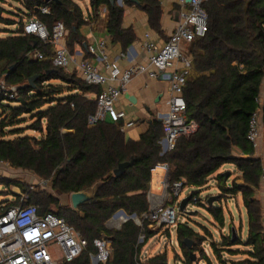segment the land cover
<instances>
[{
	"label": "trees",
	"instance_id": "16d2710c",
	"mask_svg": "<svg viewBox=\"0 0 264 264\" xmlns=\"http://www.w3.org/2000/svg\"><path fill=\"white\" fill-rule=\"evenodd\" d=\"M78 1L0 0V78L19 86L18 105H12L14 100L0 105V160L51 181L59 194H71L98 182H102V186L94 199L82 203L79 211H75L71 205H60L56 196L44 190H30L19 181H3L27 192L29 201L39 204L41 212L52 211L51 207L55 205L57 214L88 239L87 250L64 264H92L89 251H97L94 239L102 233L111 238L113 252L106 261L98 264H169L167 252L140 262L141 248L155 234L147 222L144 227L146 239L140 244L138 239L143 229L133 219L119 229L106 226L117 210L123 209L127 214L137 216L149 210L152 169L166 162L171 181L184 179V187L208 186L213 178L221 191L218 199L241 195L248 217L246 238H243L241 226L236 236L232 235L234 222H231L229 234L222 235L220 241L212 237L210 248L220 262L229 263L223 255L241 252L232 246L244 244L249 247L243 251L245 258H228L230 264H264V221L262 204L256 195L264 178V164L248 138L250 120L260 108L258 98L264 80V0L205 2L208 31L188 44L186 50L192 57V69L184 88L186 114L188 119L197 122L198 127L190 136H180L175 147L166 152L160 143L164 127L157 118L152 119L137 140L126 138L122 122L90 123L89 116L97 108L95 95L102 87L87 83L76 72L55 67L52 64L54 45L23 32L24 18L28 16L36 15L50 29L63 19L68 30L67 39L73 38L83 44L80 28L91 18L85 17ZM123 1L125 5L135 4L144 10L150 27L162 32L161 0ZM90 2L94 11L102 6L107 8L106 27L113 42L126 49L136 40L134 28L123 25L124 6L117 0ZM13 3L21 6H15L16 10L6 7H12ZM42 5L50 6V14L40 12ZM7 15L20 17L19 29H9L8 26L17 21ZM35 50L41 51L44 58H31L30 53ZM34 75L37 78L33 87L30 78ZM52 80L59 83H52ZM26 114L34 119L29 129L39 132L40 137L24 134L21 128L15 127ZM262 122L264 131V105ZM126 161H131V165L122 175H115L114 170ZM225 164L236 165L244 179L243 184L236 182V178L229 182L231 173L227 176L226 171H220ZM188 195H191L190 200L197 196L196 206L206 207L214 223L222 229L226 227L222 206L206 205L195 190ZM16 203L18 200L7 202L0 212ZM205 229L207 235H212ZM206 238L190 226L188 218L179 224L177 240L186 264L193 263L191 251L199 250ZM185 239L193 241L191 248L184 244ZM204 255L208 264H213L205 251Z\"/></svg>",
	"mask_w": 264,
	"mask_h": 264
},
{
	"label": "built area",
	"instance_id": "2783aa9c",
	"mask_svg": "<svg viewBox=\"0 0 264 264\" xmlns=\"http://www.w3.org/2000/svg\"><path fill=\"white\" fill-rule=\"evenodd\" d=\"M207 1L192 0L187 3L185 0H178L179 18L173 33L160 43L151 32L146 31L141 39V48L147 54V64L136 63L127 68L120 66L111 57L104 39L87 45V50L93 55L96 63L85 58L78 59L76 54L63 43L68 33L63 19L57 21L50 29L36 15L28 16L24 18L23 32L44 43L54 45L52 64L55 67L70 71V67L73 66L75 72L87 83L102 87V90L95 95L96 111L89 116V122L92 124L109 120L122 122V130L134 126L136 121L125 120V112L117 105L130 81L148 68H151L148 72L151 78L156 79L161 75L167 80V110H159L155 113V118L161 120L164 127V136L160 143L163 151L166 152L175 147L180 136H190L198 127L197 122L188 119L186 114L184 88L192 69V57L184 52V47L196 38L203 37L208 31L209 15L204 6ZM39 10L42 14L51 12L48 5H42ZM30 57L43 59L44 54L35 50L30 53ZM18 98L19 86L7 84L5 79L1 78L0 105L12 100L16 101ZM258 102L260 108L253 114L248 132V138L255 147L260 143L263 129L262 92ZM157 168H161L165 173L161 182L162 191L160 194L148 192L149 210L134 218L117 215L119 211L117 210L106 222L107 228L119 229L126 221L133 219L143 229L138 239L140 244L146 239L144 231L146 222L158 235L163 229L172 232L170 227L177 231L179 224L186 221V217L181 218L177 215V207L181 211L179 208L181 200L178 202V198L184 189V179L171 181L170 167L166 162L157 164L152 171ZM43 183L49 184L46 180H43ZM35 188V185L30 186V190ZM15 200H18V203L0 212V264H64L73 261L87 250L88 239L84 238L65 218L53 211L41 212L39 204L29 201L27 192L20 191ZM197 200L198 197L195 196L186 205L185 211L181 212L189 214L194 210ZM35 230L39 232V236L34 233ZM222 230L228 231V228L224 227ZM150 238L140 250V262L152 256L146 246ZM165 244L163 248L166 247ZM170 244L179 246V241L170 239ZM94 245L97 251H89L92 264L104 262L112 255V240L106 233L94 239ZM203 250L209 255L210 243H207ZM178 264L186 263L179 261ZM199 264L203 263L199 260Z\"/></svg>",
	"mask_w": 264,
	"mask_h": 264
},
{
	"label": "crops",
	"instance_id": "0c3cea01",
	"mask_svg": "<svg viewBox=\"0 0 264 264\" xmlns=\"http://www.w3.org/2000/svg\"><path fill=\"white\" fill-rule=\"evenodd\" d=\"M84 0L78 1L82 6L81 2ZM162 2V17H161V27L162 32L159 33L152 29L148 23L147 13L137 7V5H125L124 1L122 3H117L124 6V16H123V25L124 27L132 26L136 33V40L126 49L120 43L113 42L111 35L108 32L106 27L108 10L105 6L100 7L97 11H94L91 2L89 0V5L84 9L85 17L91 18L87 24H84L80 28V33L82 35L83 44L78 43L75 39H67L66 37L63 40V43L70 49V51L76 54L78 59H88L93 63H96L94 57L87 50V45L96 42V40L104 39L107 43L108 52L112 58H114L120 66L127 68L133 64H147V54L141 48V39L143 38L146 31L151 32L154 37L160 42L163 43L169 36L173 33L176 22L179 18L180 5L178 0H161ZM83 7V6H82ZM5 35V34H4ZM67 36V35H66ZM185 45L184 48H186ZM186 53V50L184 51ZM137 74L128 84L127 90L124 92L120 100L118 101V108L125 112V120H135L136 124L131 127L124 129L126 138L128 139H139L141 134L144 133L153 118H155L156 111H165L167 110V99L168 93L167 80L162 78L160 75L158 78H151L149 76V70ZM70 71H74L73 66L70 67ZM77 73V72H76ZM1 79V78H0ZM261 92L264 96V80L261 87ZM134 97V101L130 100V97ZM262 119V118H261ZM237 154H240L241 151L236 148ZM256 155L262 158L264 164V131L262 129V135L260 138V143L256 147ZM220 171H229L231 177L229 182L236 178V182L244 183V179L241 177V172L236 167L235 164H225ZM164 171L161 168H157L152 171V179L150 181L149 191L155 194L161 193V182L164 177ZM157 175V176H156ZM154 176H156L157 186L156 190L153 189ZM160 178V179H159ZM215 179L212 178L210 184ZM257 197L260 199L262 204V215L264 221V178L262 180L260 188L256 192ZM187 196V195H186ZM70 198V195H69ZM238 205V200L242 201L241 195H235L233 197ZM243 204V201L241 202ZM239 206V205H238ZM245 208V207H244ZM245 213L247 215V210L245 208ZM248 219V217H247ZM241 227L243 224V218L241 216ZM227 222H234L233 218H228ZM233 227L238 230L236 225ZM248 233V230H247ZM243 235V230H242ZM249 247H247L248 249ZM246 249V250H247ZM246 254L239 256V259L245 258Z\"/></svg>",
	"mask_w": 264,
	"mask_h": 264
},
{
	"label": "rangeland",
	"instance_id": "374dc122",
	"mask_svg": "<svg viewBox=\"0 0 264 264\" xmlns=\"http://www.w3.org/2000/svg\"><path fill=\"white\" fill-rule=\"evenodd\" d=\"M81 4L83 6V9H85L86 6L89 5V0H84V2L82 1ZM15 6H21V5L19 3H13L12 7L9 5H6V7L10 10H14V9L16 10ZM7 16L17 21L15 25L8 26L9 29L13 31L19 29L20 23L18 21L20 20V17L14 16V15H7ZM187 46L186 48H184V51L187 50ZM69 72H74V71H69ZM51 82L59 83V81L57 80H52ZM12 105H18V101L12 102ZM1 114H2V111L0 110V116H2ZM22 118L23 120L20 121V123L16 125L15 127L21 128L20 130H22L24 134H29L32 136L40 137L39 132L29 129L28 127L34 121L32 116L30 114H26V115H23ZM156 176H154L155 177L154 184H153L154 190H156L157 180H158L156 179L157 178ZM3 180L19 181V182H22L28 185L29 187L31 185H35L36 187L35 190H44L47 194H53L54 196H56L59 199L60 205L62 206L71 205L70 198H69L70 194L57 193L53 189L51 181H49L48 185L44 184L43 179L40 178L38 175H36L34 172L27 170V169L14 167L10 165L8 162L0 161V208H2V206H4L7 202L11 200H15L16 199L15 194H18L20 191H22L21 188H19L18 186L14 184L7 185V183H5ZM194 190L199 192L200 198L206 205L222 206L225 211L226 221L228 218H233L234 225H236L237 227L241 226V223H242L241 216H242L243 218V224H242L243 238H246L247 230H248V219L245 213L244 205L241 203L242 201L238 200V205H239L238 206L236 201L233 199V197L228 196L227 198L223 197L222 199H216L213 203H211L210 198L212 196H217L221 193L216 180H214L211 184H209L208 186H204V187H195V186L184 187L183 191L181 192L178 198V202L183 197H185L191 191H194ZM51 208H52V211L57 214V207H55V205H52ZM194 210H197L198 212H196V214L187 215L186 213L179 211L177 207V215L180 216L181 218L182 217L188 218L190 220V226L194 228L197 232H199L201 235H205L207 237L202 243V245H200L199 250H197L196 252H197L198 259L203 264H208L207 258L204 255L203 247H205L206 244L211 241L212 237L215 240H219V241L222 240V235H227L229 230L223 231L219 225L214 223L212 216L210 215L206 207L195 206ZM231 226L232 224L227 222L226 227L230 228ZM170 228L172 229V232L169 229L168 230L163 229L160 232V234L158 235L154 234L150 238L146 246L150 249L152 256L160 252H167L169 264H178L179 261L185 263V255L183 253L182 247L180 245L175 246V245L170 244V239L177 240V231H175V229H173L172 227ZM205 228H207L212 233V235L210 236L207 235L206 234L207 231ZM219 233H222V234H219ZM164 244L166 245L165 248L162 247ZM232 248L236 250H240L241 252L237 254H232L229 252L227 254L225 253L223 257L227 261H229V263L220 262V260L214 254L212 248H210V251H209V258L211 259L213 264H230L231 261L228 258H230L231 260L240 258L239 256L244 255L243 251L247 249V246L244 244H236V245H233ZM192 264H195V262H193Z\"/></svg>",
	"mask_w": 264,
	"mask_h": 264
},
{
	"label": "water",
	"instance_id": "95a60500",
	"mask_svg": "<svg viewBox=\"0 0 264 264\" xmlns=\"http://www.w3.org/2000/svg\"><path fill=\"white\" fill-rule=\"evenodd\" d=\"M47 2L51 1V0H46ZM114 1V0H113ZM119 3H122V0H117ZM134 2H138L137 0H133ZM187 3H190L192 0H185ZM37 78V75H34L30 78V84L34 87L35 86V80ZM130 100H133L134 101V97L131 96L130 97ZM131 161H126V162H122L119 164V166L114 170V173L115 175L117 176H120L122 175L127 167L129 165H131ZM226 175L228 176L229 175V171H226ZM102 186V182H98L96 183L94 186L92 187H89L87 189H84V190H80V191H75V192H72L70 194V204H71V207L75 210V211H79V206L84 203V202H87V201H90L92 199L95 198L96 194L98 193L99 191V188ZM191 199V195H187L185 197H183L181 199V202H180V210L181 211H185V207L186 205L189 203ZM216 199H218V196H212L210 198V202L213 203ZM118 214H122L124 215L125 217H128V218H134L136 217V214H132V215H128L125 210L123 209H120L117 213ZM189 214H196V210H193L191 212H189ZM237 234V230L235 227H232V235L233 236H236ZM184 244H186L187 247L191 248L192 247V244H193V241L192 240H189V239H185L184 240ZM190 256H191V260L192 262H195V264H199V259H198V256H197V253L194 252V251H191L190 253Z\"/></svg>",
	"mask_w": 264,
	"mask_h": 264
},
{
	"label": "clouds",
	"instance_id": "9594fccd",
	"mask_svg": "<svg viewBox=\"0 0 264 264\" xmlns=\"http://www.w3.org/2000/svg\"><path fill=\"white\" fill-rule=\"evenodd\" d=\"M34 233H35L37 236L40 235L39 232H38L37 230H35Z\"/></svg>",
	"mask_w": 264,
	"mask_h": 264
}]
</instances>
